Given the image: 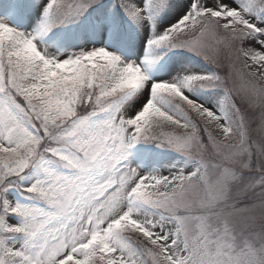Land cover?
<instances>
[{
    "label": "snow or ice",
    "instance_id": "6c2138e0",
    "mask_svg": "<svg viewBox=\"0 0 264 264\" xmlns=\"http://www.w3.org/2000/svg\"><path fill=\"white\" fill-rule=\"evenodd\" d=\"M94 2L48 0L35 35L0 22V264H264V0H192L149 40L216 69L179 82H150L105 48L42 52L38 37ZM141 11L127 9L133 21ZM194 87L223 89L234 118ZM141 141L198 167L141 175L126 164ZM29 168L41 175L24 187Z\"/></svg>",
    "mask_w": 264,
    "mask_h": 264
},
{
    "label": "rangeland",
    "instance_id": "374dc122",
    "mask_svg": "<svg viewBox=\"0 0 264 264\" xmlns=\"http://www.w3.org/2000/svg\"><path fill=\"white\" fill-rule=\"evenodd\" d=\"M191 3L192 0H169V4L163 9L161 0H95L93 4L96 5L92 4L86 10L88 17L83 18L79 24L75 25V31H73L74 23L73 26L68 24L70 29L65 27L66 22L58 23L47 34L38 37L35 42L42 52L57 59H66L84 52L105 48L124 60L123 65L131 63L140 66L150 82H179L188 75L210 74L211 71L202 64L207 61L198 62L197 59L202 57L188 49H184V51L188 50L191 53L190 57L178 55L170 58L167 47L158 50L155 46L150 47L148 41L163 34L166 29L175 24ZM47 4L48 0H0V19L9 15L12 18L7 24L9 27L22 33L28 32L29 35H35L44 22ZM132 6L142 10L140 18L136 21L130 19L127 13V9ZM177 6L183 9L182 13L180 9H174ZM173 10L176 12L173 13ZM88 18H91V21ZM119 25L122 26L121 29H116ZM143 30L144 33H142ZM117 38H120L118 46L123 47V52L118 50ZM111 42L115 45H111ZM106 45L111 48H106ZM144 64L148 65V72L143 69ZM229 86H233L231 81ZM187 94L215 111L219 112L224 109L229 117L234 118V115L227 110L228 104L223 89L194 87ZM253 112V119L258 122L260 109L256 108ZM175 130L183 131L179 128H175ZM210 130L218 140L225 142L214 126ZM228 142L235 143L236 141L233 138ZM170 149L157 151L151 155L150 150L144 148V154L141 157L134 156L129 150L126 164L128 167L136 169L141 175L156 176L188 174L197 168V164L191 162V158L182 152ZM172 153H178V157H173ZM143 157H148L149 162L145 163ZM185 157L187 160L184 159ZM40 175L41 173L37 169L29 168L20 183L26 187L40 178ZM9 199L21 205L29 203L17 189L9 190ZM252 202L251 198H246L241 201V206L249 205ZM13 220L18 222L19 218L13 217Z\"/></svg>",
    "mask_w": 264,
    "mask_h": 264
},
{
    "label": "bare ground",
    "instance_id": "6f19581e",
    "mask_svg": "<svg viewBox=\"0 0 264 264\" xmlns=\"http://www.w3.org/2000/svg\"><path fill=\"white\" fill-rule=\"evenodd\" d=\"M174 9H180V12L182 13V11H183V9L182 8H180V7H175ZM176 12V10H173V13H175ZM2 22H4V21H2ZM145 31L143 30L142 31V33H144ZM23 33H25V34H28L29 35V33L28 32H23ZM134 47V46H133ZM125 61L124 60H121V63L123 64ZM126 64V63H125Z\"/></svg>",
    "mask_w": 264,
    "mask_h": 264
}]
</instances>
